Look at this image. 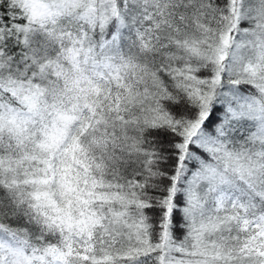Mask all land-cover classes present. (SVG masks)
<instances>
[{
  "label": "snow or ice",
  "instance_id": "obj_1",
  "mask_svg": "<svg viewBox=\"0 0 264 264\" xmlns=\"http://www.w3.org/2000/svg\"><path fill=\"white\" fill-rule=\"evenodd\" d=\"M0 264H264V0H0Z\"/></svg>",
  "mask_w": 264,
  "mask_h": 264
}]
</instances>
